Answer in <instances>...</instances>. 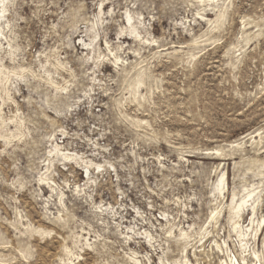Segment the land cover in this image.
Segmentation results:
<instances>
[{"label": "rangeland", "instance_id": "1", "mask_svg": "<svg viewBox=\"0 0 264 264\" xmlns=\"http://www.w3.org/2000/svg\"><path fill=\"white\" fill-rule=\"evenodd\" d=\"M5 6L0 264H264V0Z\"/></svg>", "mask_w": 264, "mask_h": 264}, {"label": "bare ground", "instance_id": "2", "mask_svg": "<svg viewBox=\"0 0 264 264\" xmlns=\"http://www.w3.org/2000/svg\"><path fill=\"white\" fill-rule=\"evenodd\" d=\"M5 1H7V0H0V34H2V31L4 30V28L2 27L3 25H2V21H1V18H3L4 16H5V11H7V9H6V6H5ZM102 11V10H101ZM126 21H127V23H128V27H129V29H130V31L135 35V36H138L139 35V32H138V28H137V26L135 25V24H133V22H132V18H131V16L130 15H126ZM93 24V23H92ZM91 29H93L94 28V26L93 25H91V27H90ZM97 35L95 34L94 35V37H96ZM118 58V57H117ZM116 58V59H117ZM53 149H54V151H55V153L57 152V154H59L60 156H62V158H76V155H74V154H70V153H68V152H62L61 151V149L59 148V146L57 145V143L56 144H54V146H53ZM76 154V153H75ZM80 158V157H79ZM76 160V159H75ZM80 160V159H79ZM82 160V159H81ZM84 162V164H87V165H85V168L88 170V166L90 165V163L91 162H86V161H83ZM82 162V163H83ZM85 169V170H86ZM251 192L252 191H249V192H247L246 193V195L244 196V197H242L241 199H240V201L238 200V202L236 201V202H234V196L231 198V200H230V203H229V206H230V211L231 212H233L232 210H234V215H238L239 214V209H240V207L241 206H243V204L244 203H246L247 202V200L251 197ZM252 207V206H251ZM254 208V207H253ZM253 210V209H252ZM251 210V211H252ZM253 212H254V210H253ZM232 216H233V213H232ZM231 216V217H232ZM239 216V215H238ZM252 220V219H251ZM254 220V219H253ZM253 220H252V222H250V223H254L253 222ZM262 223H264V218H262L261 219V224ZM258 224V223H257ZM259 224H260V222H259ZM261 224H260V226H261ZM259 226V227H260ZM235 228L237 229V232H241V230H242V227L241 226H238V223L237 224H235ZM234 228V229H235ZM247 229H250L249 228V226L246 228V230ZM181 233H182V231H181ZM255 234H256V232H255ZM187 237V236H186ZM134 253V252H133ZM256 255V253L254 254V256ZM185 262H188L186 259H185ZM259 262V261H258ZM185 264H187V263H185ZM224 264H240L235 258H232V259H230V263H224ZM251 264H257V263H251ZM259 264V263H258ZM261 264V263H260Z\"/></svg>", "mask_w": 264, "mask_h": 264}]
</instances>
